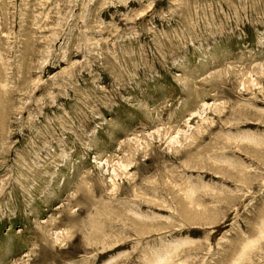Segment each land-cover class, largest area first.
<instances>
[{"label":"rangeland","instance_id":"obj_1","mask_svg":"<svg viewBox=\"0 0 264 264\" xmlns=\"http://www.w3.org/2000/svg\"><path fill=\"white\" fill-rule=\"evenodd\" d=\"M261 68L264 0H0V264H264Z\"/></svg>","mask_w":264,"mask_h":264},{"label":"bare ground","instance_id":"obj_2","mask_svg":"<svg viewBox=\"0 0 264 264\" xmlns=\"http://www.w3.org/2000/svg\"><path fill=\"white\" fill-rule=\"evenodd\" d=\"M262 69V68H261ZM258 70H260V69H258ZM263 71H264V69H262ZM262 70H261V72H262ZM260 72V71H259ZM258 72V73H259ZM262 74H264V73H262ZM160 137L159 138H161L162 136H165V134L164 133H160V134H158ZM144 137V136H143ZM142 137V138H143ZM141 140L142 139H136V140H134L133 142L131 141V142H128L127 143V145H128V147L130 146V149L131 150H133L134 152H136V150H134L132 147L133 146H136V147H142V145H140V142H141ZM188 140V139H187ZM143 141V140H142ZM177 143H179V142H181V140L180 141H176ZM145 145H146V147L148 148L150 145H149V143H147V142H145ZM132 155V154H131ZM129 162V161H128ZM120 163V162H119ZM123 164V163H122ZM112 166V165H111ZM116 166H117V164H116ZM121 166V165H120ZM122 166H125V165H122ZM123 168V167H122ZM114 170V169H113ZM114 172H116V176H121L122 175V173H123V171H121V168H116L115 170H114ZM123 176V175H122ZM83 188V187H82ZM91 189V188H90ZM84 191V190H83ZM50 231V230H49ZM59 237V236H58ZM66 237V236H65ZM62 240V239H61Z\"/></svg>","mask_w":264,"mask_h":264}]
</instances>
